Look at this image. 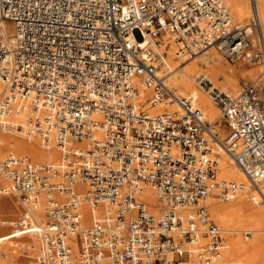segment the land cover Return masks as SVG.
Wrapping results in <instances>:
<instances>
[{
  "label": "built area",
  "instance_id": "obj_1",
  "mask_svg": "<svg viewBox=\"0 0 264 264\" xmlns=\"http://www.w3.org/2000/svg\"><path fill=\"white\" fill-rule=\"evenodd\" d=\"M250 1L242 25L225 0H0V25H13L11 39L0 34V129L36 137L60 156L57 164L0 158L1 194L42 205L36 264H241L223 259L225 233L208 200L243 188L216 181L220 146L256 188L254 204H264L259 87L231 94L201 78L221 111L222 123L210 122L168 86L158 63L171 33L180 55L215 49L264 68V33ZM149 103L181 111L150 115ZM25 111L26 125L9 120ZM146 188L157 196V215ZM83 202L104 205L89 227Z\"/></svg>",
  "mask_w": 264,
  "mask_h": 264
},
{
  "label": "bare ground",
  "instance_id": "obj_2",
  "mask_svg": "<svg viewBox=\"0 0 264 264\" xmlns=\"http://www.w3.org/2000/svg\"><path fill=\"white\" fill-rule=\"evenodd\" d=\"M225 2L229 8L232 7V19L233 13L237 19L242 20L249 14L248 12L251 8L250 0L249 5L247 0H225ZM256 7L260 23L264 26V0H256ZM0 34L11 39L13 30L9 28L8 22L4 21L1 23ZM159 52L160 61L158 65L168 86L174 91L176 90L175 93L178 97L191 101V104L200 109L205 119L210 122L220 121L221 111L201 87L199 83L201 78L218 85L222 77L221 89L228 93H236L241 80L254 79L253 82H256L258 87L261 84L264 86V68H261L262 66L256 68V70H249L243 67L245 63L241 61L239 65L230 67L224 61V55L215 49H210L194 57H191L190 54L180 55L178 54V44L171 33L163 34V43ZM4 87L0 83V98ZM187 92L189 93L186 94ZM144 94L150 95V91H145ZM147 108L150 115L181 111L177 103L166 106H152L149 103ZM29 114V111H25L20 116L11 117L9 120L26 125ZM217 129L220 130L221 136L224 135L222 127H217ZM215 150L218 153L216 181L219 182V178H222L223 180L220 179V182H235L243 187L230 200L221 201L216 196H212L208 200V211L210 216H212L211 219L221 225L222 230L224 229V233L228 236L226 246L222 250V257L223 259L226 257L229 261L228 263L264 264V207L260 204H254L252 200L257 195L256 188L253 187L246 175L222 147L218 146ZM8 155L15 157L29 156L33 159H31L32 161L42 164H57L60 159L59 153L55 148L49 147V149H46L38 138L26 139L22 135L5 133L0 129V158L3 159ZM3 184L4 181L0 178V190ZM258 187L264 190V179L258 183ZM78 189L84 191L85 186L79 185ZM143 198L148 203L152 213L157 215L158 201L154 190L146 188ZM81 209L83 213L82 224L84 227H89L93 219L103 213L104 205L99 203L96 206H92L83 202ZM27 211L28 214H26ZM41 213L43 221L39 222ZM20 214L22 215L20 221L14 224V219ZM43 222L44 212L42 205L31 208L24 201L20 203L15 194L8 193L4 195L0 192V231H6L8 225L15 226L14 233L2 235L0 242L10 240L8 244L13 251L17 253L23 252L25 254L24 257L29 256V259H32L35 254L37 256L41 247V240L33 231L42 225ZM20 225L26 226L18 228ZM242 231L251 232L253 236L245 237L243 234L242 237ZM25 234H29L31 237ZM27 249H30L29 255L26 252ZM18 257L17 255L16 259ZM29 264L36 263L34 260H29Z\"/></svg>",
  "mask_w": 264,
  "mask_h": 264
},
{
  "label": "rangeland",
  "instance_id": "obj_3",
  "mask_svg": "<svg viewBox=\"0 0 264 264\" xmlns=\"http://www.w3.org/2000/svg\"><path fill=\"white\" fill-rule=\"evenodd\" d=\"M247 2H248V5H249V0H247ZM250 7V6H249ZM230 9H231V11L230 12H232V7H230ZM249 14L246 16V18H244L243 20L242 19H237V17H235V15H234V13H233V21L235 22V23H238V24H242V25H245V24H248L249 22H250V20H251V8H250V11L248 12ZM9 23V28L11 29V30H13V25L10 23V22H8ZM262 29H263V33H264V26L262 25ZM133 34H134V37L136 38V40L137 41H140L141 39H142V36H141V33H140V31L138 30V29H136V30H134V32H133ZM224 58V57H223ZM224 61L226 62V64L228 65V66H230V67H235V66H237V65H239V63L241 62V61H235V62H233V61H229L228 59H225L224 58ZM242 63H244V62H242ZM244 68H248L249 70H256V68H259V67H261V65H254V66H250V65H247V64H244V66H243ZM261 68H263V67H261ZM223 80V78L221 77V80L219 81V83H218V85H214L213 84V86L214 87H221L222 88V85H221V81ZM253 80L254 79H252V80H241L240 81V83H239V88H238V90L241 88V86H243L244 84H247V83H250V82H253ZM254 83H256V82H254ZM257 84V83H256ZM257 86H258V84H257ZM211 87V85H208L207 87H202L204 90H205V92H207L208 93V95H209V97H210V94H209V88ZM259 90H260V93H261V95H262V98H263V100H264V86L261 84V86H259ZM175 92H176V90H175ZM189 92H187L186 94H188ZM233 93H235V92H231V94H233ZM179 94V93H178ZM179 95H181V94H179ZM210 100H212L211 99V97H210ZM213 102V101H212ZM209 121V120H208ZM219 123H222V119H220V121H219ZM223 125V124H222ZM223 128V127H222ZM224 129V135H225V132H226V129L225 128H223ZM21 157V156H20ZM23 157V156H22ZM24 157H27V158H30L29 156H24ZM30 159H32V158H30ZM33 160V159H32ZM0 178H1V176H0ZM220 179L221 180H223L222 178H219V182H220ZM1 187V186H0ZM15 197L18 199V201L20 202V203H22L23 202V200L18 196V195H16L15 194ZM220 200L221 201H224V199H221L220 198ZM226 201V200H225ZM262 207H264V204H260ZM23 212H24V210H23ZM21 214H22V212H21ZM19 215L16 219H14V224L15 223H17V222H19L20 221V219H21V217H22V215ZM26 214H28V211H27V213ZM210 214V213H209ZM211 218H212V216H210ZM41 221H43V216H42V213H41V216H40V221L39 222H41ZM214 221V220H213ZM215 223H216V221H214ZM221 229H222V226L221 225H219L218 223H216ZM18 228H21L20 226H18ZM14 229H15V226L14 225H8V227H7V229H6V231H0V237L2 236V235H4V234H12V233H14ZM224 230V229H223ZM225 231V230H224ZM243 234H244V232L242 231L241 232V236L243 237ZM25 235H28V236H30L29 234H25ZM252 235V234H251ZM250 235V236H251ZM253 236V235H252ZM31 237V236H30ZM225 237H226V241H227V235L225 234ZM251 239H252V237H251ZM250 239V240H251ZM248 241H249V239H248ZM8 242H10V240H8V241H2V242H0V264H29V260H35V256H36V254L34 255V257H32V259H29V256L28 257H24L25 256V254L23 253V252H20V253H17V252H15V251H13L12 250V248H11V246L8 244ZM33 243H34V241H33ZM32 243V244H33ZM26 252L28 253V255L30 254V249H27L26 250ZM15 253V254H14ZM17 255L19 256L17 259H16V257H17ZM226 262H229L227 259H226V257H225V259H224Z\"/></svg>",
  "mask_w": 264,
  "mask_h": 264
}]
</instances>
